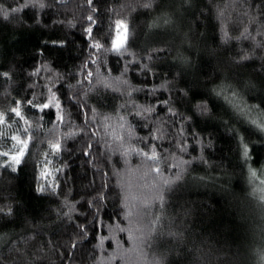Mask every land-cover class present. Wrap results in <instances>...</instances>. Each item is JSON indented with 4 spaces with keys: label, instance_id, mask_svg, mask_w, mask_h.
Here are the masks:
<instances>
[{
    "label": "trees",
    "instance_id": "trees-1",
    "mask_svg": "<svg viewBox=\"0 0 264 264\" xmlns=\"http://www.w3.org/2000/svg\"><path fill=\"white\" fill-rule=\"evenodd\" d=\"M221 88L264 107V0H0V264H259L264 133Z\"/></svg>",
    "mask_w": 264,
    "mask_h": 264
},
{
    "label": "snow or ice",
    "instance_id": "snow-or-ice-1",
    "mask_svg": "<svg viewBox=\"0 0 264 264\" xmlns=\"http://www.w3.org/2000/svg\"><path fill=\"white\" fill-rule=\"evenodd\" d=\"M127 25L123 22L120 21L118 22L117 28V35H116V39L113 41V47L116 49L121 48L126 39H127ZM89 31H91V29H89ZM96 47H100L99 44L96 45ZM5 75H7V73H5ZM213 91L216 93L217 96H222V93L224 92V88H221L220 91H217L216 89H213ZM224 100H227L229 105L241 116H243L251 125H253L257 130H259L261 133H264V107H261L259 105H250V104H246L242 101H239L237 98V94L233 92L232 97H229L227 95H223L222 96ZM51 103V101L49 102ZM49 105L45 104L42 105V107L47 108ZM199 107V106H198ZM13 111H15L18 115L20 114V110L19 109H13ZM203 111L205 113H207L209 111V109L207 108V106L205 105V107L203 108ZM16 139L21 142L24 143L23 141H20L19 137H16ZM239 140L241 142L242 145V149H243V156L247 159H251L249 153H250V149L248 147L247 143H244L245 138L244 136L239 135ZM197 144H202L201 141H196ZM209 145L211 144V141H208ZM25 147H27V144L25 143ZM55 148H59L60 146L54 145ZM201 153H203V147H201ZM23 156V151H21L19 153V155H13L12 156V160H14L17 164L20 163V159ZM151 159L155 160L158 158V154L153 153L152 156L150 157ZM198 159L203 160L204 156L203 154H201ZM187 163H191V161H185V160H180L178 161V167L180 168V171L183 172L184 169V165ZM157 171H159V169H157ZM251 177L253 179H257L258 177V173L257 170L255 168H249ZM165 183H168L169 181L165 180ZM261 193L262 196L261 198L264 199V186L260 187L258 189ZM103 244V240H101V245Z\"/></svg>",
    "mask_w": 264,
    "mask_h": 264
},
{
    "label": "clouds",
    "instance_id": "clouds-1",
    "mask_svg": "<svg viewBox=\"0 0 264 264\" xmlns=\"http://www.w3.org/2000/svg\"><path fill=\"white\" fill-rule=\"evenodd\" d=\"M100 46H102V45H100ZM124 70L125 71H128L127 67H125ZM90 75L91 74H89V77H90ZM57 83H58V81L52 82L51 86L48 89V92L49 93H52V90H53V88L56 87ZM52 98L55 101V103L53 105L54 108L55 109H58V110H62V108H63V102L60 100L59 94L58 93H54L53 96H52ZM205 102L207 103L208 101L206 100ZM164 103H168V101H164ZM28 104L31 105L32 104V101L29 100L28 101ZM35 107H38L41 112H43L45 110V108L42 107V105H35ZM155 110H156L155 107L149 109V111H155ZM95 111L96 110L93 109V116H92V119L93 120L95 119ZM169 111H171V112H173V114H175V111L176 110L173 109V108H169ZM137 115H140V113H137ZM59 116H60L59 111H57L56 114H55V116L52 117V120H53L52 128L59 129L60 125L56 123V120L59 118ZM4 119H6V118H4ZM21 119L23 120L24 124H27V125L31 126V121L27 118V116H21ZM39 119L40 120H44L45 117L43 115H40L39 116ZM187 119H191V117H187ZM0 122H4V120L3 119H0ZM61 123H63V120L62 119H61ZM12 126H13L12 124H8V128H11ZM37 127L42 128L43 125H38ZM120 127H123V125H121ZM23 131L27 133L28 132V128H24ZM84 131H85V129L83 127H78V126L75 125V122H73V129L72 130L63 133L62 136L53 137L52 143H50L48 145V148L49 149H52L54 144H56V145L58 144L60 147L58 149L55 148V150L52 151L50 154H49V152H45L44 153V158L47 161V163L49 165H53V167H55L57 171H63L67 167V164L65 163V164L61 165L58 162H54L53 159H52V157H54V156L61 155V153L63 151V148H64V145H63V136H75L78 133L84 132ZM157 131H159V129H157ZM99 134L100 133L97 132V135H99ZM105 134L111 135V133H107V132ZM30 137H31V134L29 133L28 134V137H26V139L28 140V143L29 144H31ZM155 138L156 139H163L164 137L161 134L159 136H156ZM114 139H121V137L116 136V137H114ZM144 139L146 140L147 137H145ZM187 148H188L187 144L181 146V150L182 151H187ZM141 151H142V154L148 155L147 153H143V150H141ZM164 151L167 152L168 150L167 149H164ZM153 153L158 154V158L154 160L155 161V164H161L162 165V164L167 163L168 159H170V157L161 158L160 154L158 153V149L155 146H152L151 147L150 155L152 156ZM192 159L193 160H196V159H198V157H192ZM205 163H208V161L205 160ZM40 164L41 165L44 164V160L40 161ZM257 179L260 180L262 182V184H264V169H261L260 170V174L258 175ZM258 260H259V264H264V251H260Z\"/></svg>",
    "mask_w": 264,
    "mask_h": 264
},
{
    "label": "rangeland",
    "instance_id": "rangeland-1",
    "mask_svg": "<svg viewBox=\"0 0 264 264\" xmlns=\"http://www.w3.org/2000/svg\"><path fill=\"white\" fill-rule=\"evenodd\" d=\"M115 39H116V37H115Z\"/></svg>",
    "mask_w": 264,
    "mask_h": 264
}]
</instances>
